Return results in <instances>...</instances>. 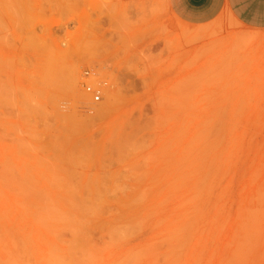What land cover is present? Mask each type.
<instances>
[{"label": "rangeland", "instance_id": "374dc122", "mask_svg": "<svg viewBox=\"0 0 264 264\" xmlns=\"http://www.w3.org/2000/svg\"><path fill=\"white\" fill-rule=\"evenodd\" d=\"M228 17L0 0V264H264L260 43Z\"/></svg>", "mask_w": 264, "mask_h": 264}, {"label": "crops", "instance_id": "0c3cea01", "mask_svg": "<svg viewBox=\"0 0 264 264\" xmlns=\"http://www.w3.org/2000/svg\"><path fill=\"white\" fill-rule=\"evenodd\" d=\"M169 12L183 25L204 26L222 14L235 25L231 31L259 42L264 74V0H165Z\"/></svg>", "mask_w": 264, "mask_h": 264}, {"label": "built area", "instance_id": "2783aa9c", "mask_svg": "<svg viewBox=\"0 0 264 264\" xmlns=\"http://www.w3.org/2000/svg\"><path fill=\"white\" fill-rule=\"evenodd\" d=\"M90 75V72L89 71H85L84 72V76L87 78L88 76ZM85 90L86 92L90 93L92 95V100L93 101H98L100 99V96H101V91L100 89H97V88H94L92 87L91 85L89 84H86L85 85Z\"/></svg>", "mask_w": 264, "mask_h": 264}, {"label": "bare ground", "instance_id": "6f19581e", "mask_svg": "<svg viewBox=\"0 0 264 264\" xmlns=\"http://www.w3.org/2000/svg\"><path fill=\"white\" fill-rule=\"evenodd\" d=\"M24 1V0H23ZM73 80V81H72ZM71 82L72 84L74 85V79H72ZM108 91V90H107ZM109 94H111L109 91H108Z\"/></svg>", "mask_w": 264, "mask_h": 264}]
</instances>
